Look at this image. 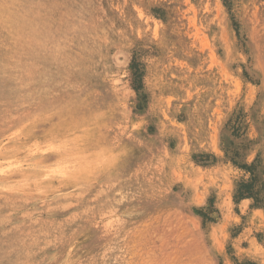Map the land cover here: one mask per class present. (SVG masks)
I'll return each mask as SVG.
<instances>
[{"label":"rangeland","instance_id":"rangeland-1","mask_svg":"<svg viewBox=\"0 0 264 264\" xmlns=\"http://www.w3.org/2000/svg\"><path fill=\"white\" fill-rule=\"evenodd\" d=\"M0 264H264V0H0Z\"/></svg>","mask_w":264,"mask_h":264},{"label":"crops","instance_id":"crops-1","mask_svg":"<svg viewBox=\"0 0 264 264\" xmlns=\"http://www.w3.org/2000/svg\"><path fill=\"white\" fill-rule=\"evenodd\" d=\"M243 258H244L245 260H249V261H251V259H252V258H250L249 256H246V255H243Z\"/></svg>","mask_w":264,"mask_h":264},{"label":"trees","instance_id":"trees-1","mask_svg":"<svg viewBox=\"0 0 264 264\" xmlns=\"http://www.w3.org/2000/svg\"><path fill=\"white\" fill-rule=\"evenodd\" d=\"M244 197L240 198V199H243Z\"/></svg>","mask_w":264,"mask_h":264}]
</instances>
